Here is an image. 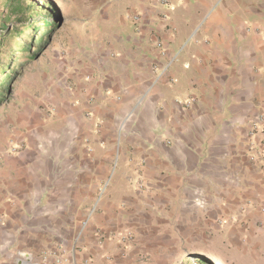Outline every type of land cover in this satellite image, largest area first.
Returning a JSON list of instances; mask_svg holds the SVG:
<instances>
[{
	"label": "crops",
	"instance_id": "crops-1",
	"mask_svg": "<svg viewBox=\"0 0 264 264\" xmlns=\"http://www.w3.org/2000/svg\"><path fill=\"white\" fill-rule=\"evenodd\" d=\"M51 3L62 79L0 149V264H264V0Z\"/></svg>",
	"mask_w": 264,
	"mask_h": 264
},
{
	"label": "rangeland",
	"instance_id": "rangeland-1",
	"mask_svg": "<svg viewBox=\"0 0 264 264\" xmlns=\"http://www.w3.org/2000/svg\"><path fill=\"white\" fill-rule=\"evenodd\" d=\"M18 7L17 13L12 10ZM65 11L57 5L51 3V0H0V30L8 25V29L16 25L20 28L22 22H32L40 26L38 40L45 34H49L46 46L38 58L27 57L18 69V74H14L10 91L5 100L0 102V149L11 132L18 125L28 121L30 112H43L49 107L51 99L54 97V88H60L62 79L60 64L63 44L66 41L65 33ZM31 18V20H29ZM46 18L52 25L44 28L40 21ZM60 21L62 23L60 24ZM60 24V25H59ZM30 31L27 30L21 35V40H27ZM39 42V41H37ZM10 41L5 42L9 44ZM35 49H39L38 43ZM32 51V53H34ZM19 58L18 62H22ZM13 69H16L14 66ZM132 241V240H126ZM191 257L197 255L204 256L199 252L191 253ZM210 263L220 264L221 260H226L228 264H260L258 262L244 261L243 255L236 253H222L215 249L209 257L205 256Z\"/></svg>",
	"mask_w": 264,
	"mask_h": 264
},
{
	"label": "trees",
	"instance_id": "trees-1",
	"mask_svg": "<svg viewBox=\"0 0 264 264\" xmlns=\"http://www.w3.org/2000/svg\"><path fill=\"white\" fill-rule=\"evenodd\" d=\"M15 0H11L13 4ZM21 9V8H19ZM18 7L12 10L14 13L20 11ZM31 20V18H29ZM40 24L44 25V28L52 25L49 20L44 18L40 21ZM29 30L30 36L26 38L27 40H21V35L23 32ZM41 33L40 26L27 21V23L22 22L20 28L16 25L8 29V25H5L0 30V102L6 99L9 91L12 79L15 78L14 74H18V69L22 67L24 60L29 56L32 58H38L43 52L49 34H45L40 40H38L39 33ZM10 41L9 44L5 42ZM39 41V42H37ZM38 43L39 49H35ZM32 53V51H34ZM20 59H24L22 62H17ZM14 66L16 69H13ZM189 264H212L210 261L201 255H197L195 259L190 258Z\"/></svg>",
	"mask_w": 264,
	"mask_h": 264
},
{
	"label": "built area",
	"instance_id": "built-area-1",
	"mask_svg": "<svg viewBox=\"0 0 264 264\" xmlns=\"http://www.w3.org/2000/svg\"><path fill=\"white\" fill-rule=\"evenodd\" d=\"M140 20H141V18H140V16H135L134 17V21L135 22H140ZM156 46H157V48L158 49H160L161 51H163L162 49H163V46H162V44H161V42L160 41H157V43H156ZM163 54H164V52H162ZM262 121H263V119H262ZM255 133H258V125L257 124H253L252 125V130H251V134L253 135V134H255ZM262 133L264 134V130H262ZM262 145H263V147H264V137H263V140H262ZM262 155H264V149L262 150ZM3 220V218L1 217L0 218V221H2ZM133 234L132 233H130V232H127L126 234H124L123 236H122V240H133ZM69 264H71V263H69Z\"/></svg>",
	"mask_w": 264,
	"mask_h": 264
},
{
	"label": "water",
	"instance_id": "water-1",
	"mask_svg": "<svg viewBox=\"0 0 264 264\" xmlns=\"http://www.w3.org/2000/svg\"><path fill=\"white\" fill-rule=\"evenodd\" d=\"M61 23H62V21H60V24H61ZM60 24H59V25H60Z\"/></svg>",
	"mask_w": 264,
	"mask_h": 264
}]
</instances>
